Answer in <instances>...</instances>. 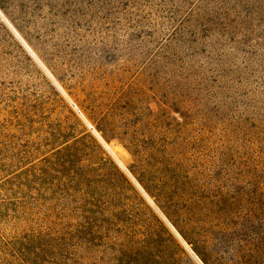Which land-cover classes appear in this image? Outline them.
Listing matches in <instances>:
<instances>
[{"label": "rangeland", "instance_id": "374dc122", "mask_svg": "<svg viewBox=\"0 0 264 264\" xmlns=\"http://www.w3.org/2000/svg\"><path fill=\"white\" fill-rule=\"evenodd\" d=\"M72 144L98 180L62 166ZM187 179L264 222V0H0V236L73 264H215ZM90 195L120 215L105 239L79 227Z\"/></svg>", "mask_w": 264, "mask_h": 264}, {"label": "trees", "instance_id": "16d2710c", "mask_svg": "<svg viewBox=\"0 0 264 264\" xmlns=\"http://www.w3.org/2000/svg\"><path fill=\"white\" fill-rule=\"evenodd\" d=\"M78 150L73 144L67 145L62 151L59 150L60 159L64 162L62 166H69L71 171L74 170L70 177H74L75 180L77 177L89 182L98 180L97 169L75 165L78 162ZM182 184L185 187L182 191L184 190L186 196H190L187 197L189 203L198 206L199 210H202L200 215L214 224L212 225L216 231L211 234V239L215 244L205 242L203 249L211 255L215 264H264V222L262 220H256L251 215H227L225 211L220 212L221 200L206 197L205 191L197 187V194L194 195L195 188L189 179ZM88 187L91 189V185ZM8 194L13 196L11 192ZM9 205H11L10 202H0L1 215L6 214ZM81 211L82 223L79 227L85 231L87 237L84 239L87 241L105 239L110 231L117 230L116 223L121 221L116 211H112L107 216L105 206H101L94 195L88 196ZM126 218H128L127 214ZM39 243L41 246L38 248L36 246ZM91 244H94V241H91ZM140 251L144 257L156 256L159 262H165L170 257L167 249L162 252V256H159L161 252L145 244H142ZM56 256L57 251L54 246L48 241L44 242L41 236L26 234L21 237L13 236L10 239L0 236V264H73L59 261Z\"/></svg>", "mask_w": 264, "mask_h": 264}]
</instances>
